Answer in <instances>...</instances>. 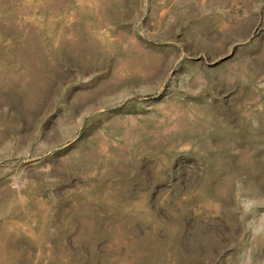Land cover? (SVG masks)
Returning a JSON list of instances; mask_svg holds the SVG:
<instances>
[{
  "label": "rangeland",
  "instance_id": "374dc122",
  "mask_svg": "<svg viewBox=\"0 0 264 264\" xmlns=\"http://www.w3.org/2000/svg\"><path fill=\"white\" fill-rule=\"evenodd\" d=\"M0 264H264V0H0Z\"/></svg>",
  "mask_w": 264,
  "mask_h": 264
}]
</instances>
